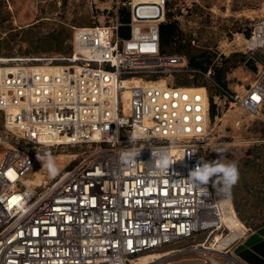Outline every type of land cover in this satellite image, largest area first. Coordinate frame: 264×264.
Instances as JSON below:
<instances>
[{
  "label": "built area",
  "instance_id": "1",
  "mask_svg": "<svg viewBox=\"0 0 264 264\" xmlns=\"http://www.w3.org/2000/svg\"><path fill=\"white\" fill-rule=\"evenodd\" d=\"M116 4L108 23L73 26L67 55L0 65V114L11 142L0 157V264H140L156 252L240 264L230 249L248 228L221 251L206 248L233 232L212 181L205 194L189 180L214 146L211 100L206 86L177 78L201 73L216 84L211 70L191 68L184 54L162 53L167 0ZM121 4L129 7L127 37L119 34ZM246 47L259 64L254 80L240 92L222 88L214 103L224 97L264 125L263 23ZM60 145L78 147L82 158L54 177L38 174L35 148ZM125 151L137 153L130 164L121 159ZM160 151L173 161L163 172L153 155ZM200 234L189 249L166 251Z\"/></svg>",
  "mask_w": 264,
  "mask_h": 264
},
{
  "label": "rangeland",
  "instance_id": "2",
  "mask_svg": "<svg viewBox=\"0 0 264 264\" xmlns=\"http://www.w3.org/2000/svg\"><path fill=\"white\" fill-rule=\"evenodd\" d=\"M117 1L128 0H0V65L16 57L67 55L71 51L73 26L108 23L114 18ZM168 19L178 21L183 32V40L178 42L185 45L183 53L206 51L213 64L219 66L224 57L232 58L229 65L236 66L229 69L226 77L232 92L243 91V85L254 80L257 70L248 66L246 39L255 27L264 24V0H167ZM258 52L264 58V50ZM234 54L244 55L245 61ZM255 63L258 69L259 64ZM179 78L180 84L206 85L210 93L216 91L209 77L201 73L193 78L181 74ZM216 101L218 115L212 121L214 146L208 162H235L240 178L230 196L213 187L214 195L220 201L230 199L239 220L250 230L264 223V125L241 108L231 106L224 97ZM10 143L0 114V155ZM46 154L52 157L54 172L49 170ZM35 155L38 174L45 172L47 178L82 158L79 148L69 145L40 146L35 148ZM203 238V234L197 235L169 246L166 251L187 250ZM182 253L197 256L194 252Z\"/></svg>",
  "mask_w": 264,
  "mask_h": 264
},
{
  "label": "trees",
  "instance_id": "3",
  "mask_svg": "<svg viewBox=\"0 0 264 264\" xmlns=\"http://www.w3.org/2000/svg\"><path fill=\"white\" fill-rule=\"evenodd\" d=\"M120 2H126V1H120ZM118 16H119L120 22L124 24L123 26L120 27L119 34L122 37H127L129 35V28L127 27L126 23L129 21V17H130L129 7L122 5V4L119 5ZM181 40H183V32L180 29L178 21L171 20V19H168V20L165 19V21L160 24V44H161L162 53L164 54H184L189 58V64L191 68L200 70L203 73H206L209 70H211V78L216 83L214 84L215 90H216L215 93L213 94L210 93V100H211L210 115L213 121L215 119V116L217 115L216 105L214 103V96L221 95L222 88L228 87V82L226 79L227 72L229 71L231 67H235L236 64L229 65V63L232 60L231 57H224L223 59L224 63L221 66L213 64V61L210 55H208L206 51H199L198 53H192V54L187 55L182 52L185 45L178 44V42H181ZM260 54L261 53L258 52V55ZM233 56H241L240 61H245V56L242 54H234ZM248 66L250 70L252 71L257 70L255 60L251 57H250V60L248 61ZM179 79L180 78L178 77L177 84L183 85V86L190 85L187 83L180 84ZM195 85H200V84H195Z\"/></svg>",
  "mask_w": 264,
  "mask_h": 264
},
{
  "label": "clouds",
  "instance_id": "4",
  "mask_svg": "<svg viewBox=\"0 0 264 264\" xmlns=\"http://www.w3.org/2000/svg\"><path fill=\"white\" fill-rule=\"evenodd\" d=\"M132 140L137 139L135 133L131 137ZM47 155L48 167L50 171H55L53 166L52 157L50 154ZM137 153L133 151H125L121 154V159L127 163H132ZM155 156V163L157 168L163 172L166 170L172 163V159L167 151H160L153 154ZM38 159H43V157H38ZM213 178H215L213 180ZM240 178V173L238 165L235 162L231 163H222L218 159L208 162L201 158L194 169L189 173V180L195 186L199 187L202 193L207 194V188L203 187L207 185L210 181L213 183L215 190H218L220 193L230 196L231 190L234 185L237 184ZM219 185V188H216V185Z\"/></svg>",
  "mask_w": 264,
  "mask_h": 264
},
{
  "label": "crops",
  "instance_id": "5",
  "mask_svg": "<svg viewBox=\"0 0 264 264\" xmlns=\"http://www.w3.org/2000/svg\"><path fill=\"white\" fill-rule=\"evenodd\" d=\"M230 253L240 264H264V223L248 230L243 237L232 245ZM163 255L166 254H162V252L151 253L146 257H141L137 262L148 264L153 259H159ZM155 264H205V262L194 255L171 253L159 259Z\"/></svg>",
  "mask_w": 264,
  "mask_h": 264
},
{
  "label": "bare ground",
  "instance_id": "6",
  "mask_svg": "<svg viewBox=\"0 0 264 264\" xmlns=\"http://www.w3.org/2000/svg\"><path fill=\"white\" fill-rule=\"evenodd\" d=\"M142 1H152V0H142ZM258 31H261V28H258ZM251 43H253V42H251ZM38 66L43 68V69L50 70V71H56L57 67H58V65H43V64H39ZM221 202H222V205L224 208V219H225L226 223L229 225V227L232 229L233 233H232V236L225 238L223 240H220V237L217 236V243L216 244L214 242H209L208 246L205 245L206 248L211 249V250H217V251H221L220 248H225L226 245H229L234 240V238L237 237L240 230L245 228V225L238 218V215H237V212L234 208L233 203L229 199L221 200ZM149 254H151V253H149ZM146 255H148V254H146ZM143 256H145V255H143ZM143 256H141V257H143Z\"/></svg>",
  "mask_w": 264,
  "mask_h": 264
},
{
  "label": "snow or ice",
  "instance_id": "7",
  "mask_svg": "<svg viewBox=\"0 0 264 264\" xmlns=\"http://www.w3.org/2000/svg\"><path fill=\"white\" fill-rule=\"evenodd\" d=\"M253 99H257L256 97H253Z\"/></svg>",
  "mask_w": 264,
  "mask_h": 264
}]
</instances>
